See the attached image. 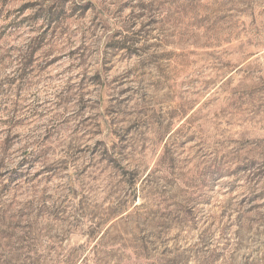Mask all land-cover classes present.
<instances>
[{
	"label": "rangeland",
	"instance_id": "374dc122",
	"mask_svg": "<svg viewBox=\"0 0 264 264\" xmlns=\"http://www.w3.org/2000/svg\"><path fill=\"white\" fill-rule=\"evenodd\" d=\"M0 264H264V0H0Z\"/></svg>",
	"mask_w": 264,
	"mask_h": 264
}]
</instances>
